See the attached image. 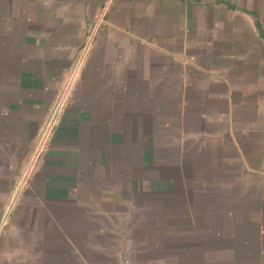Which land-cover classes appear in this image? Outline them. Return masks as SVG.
<instances>
[{
    "label": "crops",
    "instance_id": "obj_1",
    "mask_svg": "<svg viewBox=\"0 0 264 264\" xmlns=\"http://www.w3.org/2000/svg\"><path fill=\"white\" fill-rule=\"evenodd\" d=\"M0 264H264V0H0Z\"/></svg>",
    "mask_w": 264,
    "mask_h": 264
},
{
    "label": "built area",
    "instance_id": "obj_2",
    "mask_svg": "<svg viewBox=\"0 0 264 264\" xmlns=\"http://www.w3.org/2000/svg\"><path fill=\"white\" fill-rule=\"evenodd\" d=\"M81 61H82V56L79 58L78 62L76 63V65L73 69V74H72L71 80L69 81V83L67 85L66 91H64V93L59 98L58 102L56 103L55 107L52 110L50 119L48 120V122L45 126V129L43 130V132L41 134L40 145H39L40 149H41V146L43 145V143L45 142V140L51 135V133L54 131V128L56 127L57 116H58L60 110L64 107L65 103L67 102V93H68L69 89L72 87L73 83L75 82L76 76L78 74V70H79L80 65H81ZM38 152L39 151H37L35 158L37 157Z\"/></svg>",
    "mask_w": 264,
    "mask_h": 264
}]
</instances>
